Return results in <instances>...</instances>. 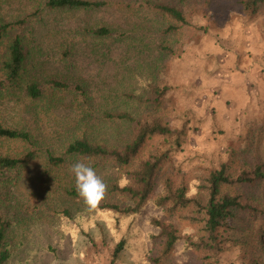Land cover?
Here are the masks:
<instances>
[{"label":"rangeland","instance_id":"374dc122","mask_svg":"<svg viewBox=\"0 0 264 264\" xmlns=\"http://www.w3.org/2000/svg\"><path fill=\"white\" fill-rule=\"evenodd\" d=\"M112 1V8L56 11L45 16L47 27L37 23V31L27 36L29 62L23 85H8L0 68V125L26 129L32 137L31 144L0 138V155L23 157L33 151L16 179L9 174L7 183L0 182V216L10 223L5 237L11 256L4 264H135L128 252L112 259L128 222H116L100 205L116 202L117 196L107 191L96 207H90L78 194L72 163L46 165V152L58 155L81 134L122 145L129 123L109 119L105 112L127 110L136 118L158 119L174 131L183 130L177 142L154 136L138 155L143 159L163 154L156 191L169 182L193 193L210 171L232 161L236 149L252 147L264 159V0L253 13L242 0ZM153 1L180 3L188 24L172 41L171 53L159 60L156 82L167 90L156 106H148L137 99L145 92L141 81L149 78L145 66L158 57L159 17L149 8ZM34 7L29 0H2L0 13L7 20L35 22ZM98 24L123 29L125 39L106 50L100 41L96 45L91 37H79L82 27ZM67 43L73 47L69 57L63 54ZM6 45L7 37L0 40V65ZM28 79L41 88L38 98L26 94ZM48 79L70 88L57 89ZM79 160L104 181L118 184L135 166L116 169L108 160L99 159L98 165L95 160ZM70 188L75 194L67 192ZM147 212L165 222L171 219L181 232L202 233L187 216L168 219L159 210ZM233 226L221 233L220 248L209 264H252L245 249L248 230L240 222ZM259 258L264 262V254Z\"/></svg>","mask_w":264,"mask_h":264},{"label":"trees","instance_id":"16d2710c","mask_svg":"<svg viewBox=\"0 0 264 264\" xmlns=\"http://www.w3.org/2000/svg\"><path fill=\"white\" fill-rule=\"evenodd\" d=\"M29 1L35 4L31 12L35 22L31 18L7 20L0 13V40L7 37L6 55L0 68L7 84L15 87L23 85L21 83L26 80L28 73L27 38L30 37L27 36L34 32L37 23L47 27L45 16L48 18L49 13L56 11L112 8L114 3L112 0ZM1 2L2 0L0 4ZM262 2L263 0H242L244 8L251 13L257 11ZM149 8L159 17L160 39L155 46L158 57L145 66V74L149 78L144 79L145 92L137 100L143 105L156 106L167 90V87L156 82L155 75L161 67L159 60L171 53L172 41L176 40L188 21L182 5L178 2L153 1ZM122 30L109 24H98L82 27L79 37L82 40L91 37L96 45L100 41L103 49L111 50L118 40L125 39L126 34ZM67 44L63 52L65 57H69L73 48ZM46 82L57 89L70 88L67 83L58 79H48ZM24 86L26 94L31 98L41 95V88L34 79H28ZM75 89L79 90L83 99L88 97L79 85ZM104 116L129 123L130 133L122 145L91 140L87 135L81 134L69 140L58 155L46 152V165L57 168L68 163L73 164L79 159L95 160V165H98L99 159L108 160L116 169L135 164L128 170L121 184L114 179L105 181L108 185L107 191L112 194V198L116 195L117 201L104 202L100 207L112 212L116 222H128L126 234L119 236L112 259L128 252L134 256L135 264H167V260L170 261L169 264H209L220 248L221 233L233 230V222L236 221L248 230L245 249L250 262L264 264L259 258L260 254H264V159H261L256 150L249 147L233 151L232 161L222 163L218 169L210 171L193 193H187L185 187H171L169 182L159 192L155 187L163 154H151L143 159H138V155L145 142L154 136L171 137L177 142L183 130L174 131L158 119L148 121L145 118H136L127 110L105 112ZM0 138L32 143L28 130L1 125ZM31 156L33 151H28L23 157L0 155V182L7 183L12 176L9 174H13L14 178L18 177V172ZM67 192L73 195L75 189H67ZM148 209L159 210L168 219L174 214L181 216L180 218L187 216L202 233L181 232L174 221L170 219L165 222L154 212H147ZM64 214L68 213L65 211ZM9 224V221L0 216V264L6 263L11 256L5 237Z\"/></svg>","mask_w":264,"mask_h":264},{"label":"clouds","instance_id":"9594fccd","mask_svg":"<svg viewBox=\"0 0 264 264\" xmlns=\"http://www.w3.org/2000/svg\"><path fill=\"white\" fill-rule=\"evenodd\" d=\"M143 84L144 82L141 81ZM79 196L90 207H96L106 196L108 185L97 175L95 169L83 160L71 165Z\"/></svg>","mask_w":264,"mask_h":264}]
</instances>
